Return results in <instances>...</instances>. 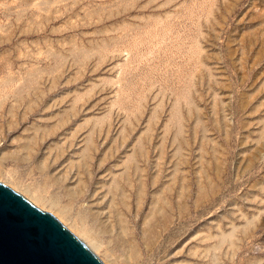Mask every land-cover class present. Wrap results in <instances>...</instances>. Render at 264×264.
I'll use <instances>...</instances> for the list:
<instances>
[{"label": "rangeland", "instance_id": "374dc122", "mask_svg": "<svg viewBox=\"0 0 264 264\" xmlns=\"http://www.w3.org/2000/svg\"><path fill=\"white\" fill-rule=\"evenodd\" d=\"M0 182L105 264H264V0H0Z\"/></svg>", "mask_w": 264, "mask_h": 264}, {"label": "water", "instance_id": "95a60500", "mask_svg": "<svg viewBox=\"0 0 264 264\" xmlns=\"http://www.w3.org/2000/svg\"><path fill=\"white\" fill-rule=\"evenodd\" d=\"M0 264H105L54 214L0 182Z\"/></svg>", "mask_w": 264, "mask_h": 264}, {"label": "bare ground", "instance_id": "6f19581e", "mask_svg": "<svg viewBox=\"0 0 264 264\" xmlns=\"http://www.w3.org/2000/svg\"><path fill=\"white\" fill-rule=\"evenodd\" d=\"M105 213V212H104Z\"/></svg>", "mask_w": 264, "mask_h": 264}]
</instances>
